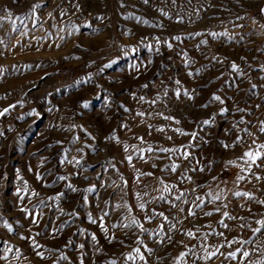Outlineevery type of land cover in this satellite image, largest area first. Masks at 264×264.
I'll list each match as a JSON object with an SVG mask.
<instances>
[{"label": "rangeland", "instance_id": "obj_1", "mask_svg": "<svg viewBox=\"0 0 264 264\" xmlns=\"http://www.w3.org/2000/svg\"><path fill=\"white\" fill-rule=\"evenodd\" d=\"M262 10L0 0V264H264Z\"/></svg>", "mask_w": 264, "mask_h": 264}, {"label": "snow or ice", "instance_id": "obj_2", "mask_svg": "<svg viewBox=\"0 0 264 264\" xmlns=\"http://www.w3.org/2000/svg\"><path fill=\"white\" fill-rule=\"evenodd\" d=\"M145 3H147V0H145ZM37 7H38V6H37ZM262 11H264V10H262ZM177 39H179V38L177 37ZM235 67H236V65L233 64V68H235ZM145 87H146V85H145ZM177 96H179V93H177ZM141 99H142V98H141ZM213 99H215V100H220L221 98H220L219 96H214ZM85 106H87V105H85ZM204 106L207 107V105H204ZM11 107H14V106H11ZM7 111H8V109H5V110H4V112H7ZM3 114H4V113H0V115H3ZM138 115H143V113H138ZM164 118H165V119H174V118H172V117H164ZM176 123H179V121H176ZM203 123H204V124H210L211 121H204ZM157 131H164V129H157ZM176 131H180V130H179V129H176ZM259 131H260L261 133H264V122H261V127L259 128ZM245 132H247V130H245ZM182 134H187V133H182ZM192 135H193V137H195V133H192ZM249 135H250V133H249ZM140 139L142 140L143 138H140ZM169 139H171V137H169ZM241 139H242V138L238 137V138H237V142H239ZM253 143H255V140L253 141ZM225 147H229V146H228V145H225ZM258 148L264 149V145H259ZM125 151H127V148H125ZM148 151L151 152V151H153V149L149 148ZM161 151H163V152H169V151H176V150H175V149H162ZM244 157H247L248 160L251 161L252 163H256V161H257L258 159H259V160H264V154H262L260 151H256V152L254 153L252 150H249V151H247V152L244 153ZM185 158H187V153L185 154ZM242 158H243V157H242ZM127 159H128V161H129V163H131L132 157H131V156H128ZM140 159H143V156H141ZM230 163H231V162H230ZM256 166H257V167H260L261 165H260V164H257ZM176 167H177V165H173L172 168H171V170H172V171H175ZM201 170H202V169H201ZM144 175H152V173H145ZM253 175H255V174H253ZM255 178H256V179H260V177H258V176L255 177ZM60 179H65V178H64V177H61ZM240 179H244V177L242 176V177H240ZM169 190H170V189L166 186V187H165V191H169ZM89 191H91V189H89ZM235 195H236V196H248L249 198H251V197H250V194H248V193L237 192V193H235ZM161 199H163V197H161ZM175 199L179 200V199H180V196L175 197ZM217 199H218V197H217ZM259 203L264 204V201H259ZM139 207H140V208H144V205H143V204H140ZM189 214H190V215H194V213H191V212H190ZM159 215H163V213H160ZM206 215H212V213L209 212V213H206ZM224 215H225V216H228V213H225ZM228 218H229V219H235V217H231V216H229ZM149 219H150V218H149ZM165 219H167V217H165ZM33 222L35 223V221H33ZM133 223H138V222L135 221V220H133ZM259 223H261L262 225H264V221H260ZM127 226H128V225H125V227H127ZM242 226H243V225H242ZM141 227H142V225H141ZM224 227L227 228L228 225L225 224ZM9 229L11 230V226H10V225H9ZM255 231L259 232L260 229H255ZM188 235L194 237V233H192V232H189ZM220 235H222V233H220ZM33 246H34V248H39V247H40L39 245L35 244V241H34V240H33ZM223 246H224V245H221L220 247H223ZM230 246H231V245L229 244V247H230ZM136 251L139 252L140 250L137 249ZM218 251H219V250L217 249L216 252H210V253H208V255L205 257V259H211V258H213L214 256H216V255L218 254ZM219 254H220V255H223V253H219ZM37 255H39V256H41V257L43 258V253H41V252H37ZM235 255H236V253H233V252L228 253V256H229V257H233V258H234ZM243 255H244V256H247L248 253H247V252H244ZM226 258H227V257H226ZM140 259H141V260L144 259L143 255L140 256Z\"/></svg>", "mask_w": 264, "mask_h": 264}, {"label": "crops", "instance_id": "obj_3", "mask_svg": "<svg viewBox=\"0 0 264 264\" xmlns=\"http://www.w3.org/2000/svg\"><path fill=\"white\" fill-rule=\"evenodd\" d=\"M242 95H239V97H243V99H240V102L245 103L246 107L245 108H249V104H248V100L244 98L243 93H241ZM226 98V97H225ZM238 100V98H236V101ZM262 101L260 100V103ZM225 108H226V115L224 117H228V113H230V104H227L226 100H225ZM251 110H245L240 112L238 115L233 114V117L236 118V121L233 122L234 124L238 125V127H243V128H248L250 130H252V133H261L259 131V128L261 127V122H264V107H261V104L259 105L258 108H255L254 110L252 109V107L250 106ZM227 122V121H226ZM226 122L223 120V123L226 125ZM230 123V122H228ZM227 123V124H228ZM244 133V132H243ZM262 135H264V133H261ZM259 145H264L263 142L259 143L256 141V144H254L255 147H258ZM260 149V148H259Z\"/></svg>", "mask_w": 264, "mask_h": 264}]
</instances>
